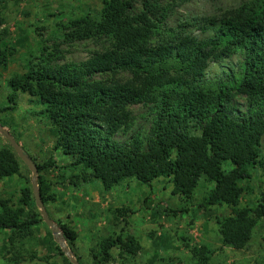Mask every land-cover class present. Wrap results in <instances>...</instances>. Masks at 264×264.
Masks as SVG:
<instances>
[{
    "label": "trees",
    "instance_id": "16d2710c",
    "mask_svg": "<svg viewBox=\"0 0 264 264\" xmlns=\"http://www.w3.org/2000/svg\"><path fill=\"white\" fill-rule=\"evenodd\" d=\"M174 1L102 0L97 17L87 13L61 24L60 42L6 80L9 92L0 115L16 111L19 95H28L42 106L39 114L50 124L54 149L72 158L70 167L81 169L74 178L97 179L105 192L129 178L144 185L163 178L175 195L190 198L204 178L213 184L204 205L231 210L217 223L222 245L242 250L264 218V194L254 207H239L246 190L241 183L251 177L250 169L264 168V0L169 27ZM194 26L213 34L199 39L191 32ZM86 40L102 42L101 49L84 61H65L59 45ZM237 54L240 61L223 77L206 78L212 62ZM13 55L0 39L2 71ZM134 105L149 107V129L117 142L114 135L127 133L135 122ZM0 124L8 128L1 119ZM20 163L10 145L1 148L0 181L21 176ZM35 165L45 206L54 199L43 174L58 166L50 159ZM8 202L0 201V231H10L11 244L33 237L34 227L43 222L35 214L25 216L35 207L33 190L23 188L17 206ZM57 225L75 260L84 264L76 253L78 233ZM55 246L64 264H71ZM115 248L131 256L141 249L121 230L101 240L91 264L108 263ZM191 253L197 264H207L211 255L206 246Z\"/></svg>",
    "mask_w": 264,
    "mask_h": 264
},
{
    "label": "rangeland",
    "instance_id": "374dc122",
    "mask_svg": "<svg viewBox=\"0 0 264 264\" xmlns=\"http://www.w3.org/2000/svg\"><path fill=\"white\" fill-rule=\"evenodd\" d=\"M246 1L175 0L168 26L218 16ZM102 7V0H7L0 4V39L14 50L7 71L0 69V107L6 105L9 92L6 80L24 72L27 61L37 62L36 58L41 56L44 48L49 52L54 43L60 42L57 33L61 24L87 13L97 17ZM190 29L199 39L213 34L211 29L202 31L195 26ZM101 44L92 40L77 41L61 43L59 49L63 51L65 61L81 62L100 50ZM238 61L240 55L237 54L221 62H212L206 78L223 77L224 72L235 67ZM122 77H126L125 74ZM238 102L245 104L241 98ZM41 110L42 106L33 103L28 95L20 94L16 111L0 115L8 128L0 125L34 164L49 159L56 162L57 168L43 174L54 199L45 205V209L53 223L67 224L78 233L76 253L84 264L92 263V255L98 252L102 239L121 230L125 235L133 236L141 249L134 256L112 249L111 259L106 264H197L191 251L199 246H206L211 251L207 264H264V218L254 228L248 244L242 250H234L222 245L217 224L230 215L231 210L226 205H204V198L213 188V184L204 178L200 179L190 198L175 195L172 184L163 178L150 185L129 178L108 192L103 191L97 179L83 183L74 178L82 172L80 168L70 167L72 158L54 149L55 138L50 133L48 120L39 114ZM130 110L135 122L127 133L114 135L117 142H126L137 133L144 135L149 129V107L134 105ZM8 145L10 142L0 133V149ZM23 164L20 163L21 176L0 181V201H9L8 205L12 207L18 205L23 188L32 189V173ZM249 172L251 177L241 183L246 190L240 199V208L254 207L264 194V168L256 167ZM34 214L42 218L36 204L25 216ZM10 234L8 230L0 231V264H13L15 259L18 264H64L55 245L60 246L44 222L34 227L33 237L19 242L9 243Z\"/></svg>",
    "mask_w": 264,
    "mask_h": 264
},
{
    "label": "water",
    "instance_id": "95a60500",
    "mask_svg": "<svg viewBox=\"0 0 264 264\" xmlns=\"http://www.w3.org/2000/svg\"><path fill=\"white\" fill-rule=\"evenodd\" d=\"M0 133L3 134L7 138V140L10 142V145L17 153L18 157L21 159V161L25 164V166L28 167V169L32 173L31 182H32V189H33V195L36 206L39 208L42 216L43 222L50 228L51 232L54 234L56 243L60 246V249L65 254V256L69 259L71 264H79L73 255L71 254V251L67 248L65 241L63 240L61 230L59 227L53 223L48 215L47 211L45 209V206L40 198L39 192H38V184H37V177H38V170L36 168V165L31 161V159L21 150V148L15 143L13 137L11 134L5 130L0 125Z\"/></svg>",
    "mask_w": 264,
    "mask_h": 264
}]
</instances>
